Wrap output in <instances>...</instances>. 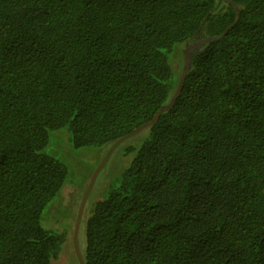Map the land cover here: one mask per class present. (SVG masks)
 <instances>
[{"label": "trees", "instance_id": "1", "mask_svg": "<svg viewBox=\"0 0 264 264\" xmlns=\"http://www.w3.org/2000/svg\"><path fill=\"white\" fill-rule=\"evenodd\" d=\"M237 7L174 106L125 140L120 182L82 216V254L264 264V0H0V264H52L67 240L41 223L69 170L44 152L50 131L109 148L170 101L186 47Z\"/></svg>", "mask_w": 264, "mask_h": 264}, {"label": "rangeland", "instance_id": "2", "mask_svg": "<svg viewBox=\"0 0 264 264\" xmlns=\"http://www.w3.org/2000/svg\"><path fill=\"white\" fill-rule=\"evenodd\" d=\"M180 48L181 44H177L169 57L170 63L178 72L181 68V64L177 63L182 54ZM128 143V140L122 142L99 171L87 201L86 212L83 213L85 217L88 215L91 204L105 198L111 188L120 182L124 169L132 159L131 155L126 154ZM108 149L106 146L76 147L73 144L71 130L67 126L51 130L49 133V142L44 152L65 163L69 169L64 186L58 195L46 205L41 218V223L45 228L67 233V240L62 246V251L59 257L52 261V264H80L73 243L76 218L90 179ZM78 241L82 251L85 247V220L83 218Z\"/></svg>", "mask_w": 264, "mask_h": 264}, {"label": "water", "instance_id": "3", "mask_svg": "<svg viewBox=\"0 0 264 264\" xmlns=\"http://www.w3.org/2000/svg\"><path fill=\"white\" fill-rule=\"evenodd\" d=\"M223 0H219V3H221ZM228 1V0H226ZM237 11H238V16L236 18V20L234 21V23H232L221 35L219 36H214V37H205L202 38L199 42L193 43L191 45H188L184 51V65L182 68V73L180 76V80L178 82V85L170 99V101L164 105H162L158 111L156 112V114L154 115V117H152L150 120L145 121L144 123H142L141 125H139L138 127H136L135 129H133L132 131H130L129 133L123 135L122 137H120L119 139H117L108 149L106 155L104 156L103 160L101 161V163L98 165V167L96 168V170L94 171L90 182L88 184V187L84 193L83 199L81 201L80 207H79V211H78V215L76 218V223H75V227H74V232H73V243H74V248H75V252L77 254L78 260L80 264H86L85 259L83 257L81 248L79 246V241H78V235H79V229H80V225H81V221H82V216H83V211H84V207L86 204V201L88 199V196L92 190V187L94 185V182L97 178V175L99 173V171L102 169V167L104 166V164L106 163V161L108 160V158L111 156V154L113 153V151L126 139L138 134L139 132H141L142 130L148 128L149 126H151L152 124H154L161 116V114L164 111L169 110L170 108H172L179 96V94L181 93L183 87H184V82L187 76L188 71L191 68V61H192V57L193 55L197 52V49L200 48L202 45H204V43L206 42H211L214 41L218 38H221L223 35H225L228 30L230 28H232L239 20L240 18V13H239V8L237 7Z\"/></svg>", "mask_w": 264, "mask_h": 264}]
</instances>
